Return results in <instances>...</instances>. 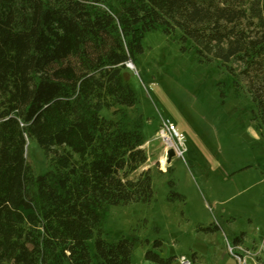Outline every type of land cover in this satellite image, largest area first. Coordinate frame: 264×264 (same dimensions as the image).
Returning <instances> with one entry per match:
<instances>
[{
  "label": "trees",
  "instance_id": "16d2710c",
  "mask_svg": "<svg viewBox=\"0 0 264 264\" xmlns=\"http://www.w3.org/2000/svg\"><path fill=\"white\" fill-rule=\"evenodd\" d=\"M117 1L0 0V264H132L134 242L107 240L102 221L109 205L154 196L150 169L132 177L148 155L127 112V63L147 31L239 75L264 127V0ZM31 138L43 174L26 158Z\"/></svg>",
  "mask_w": 264,
  "mask_h": 264
},
{
  "label": "rangeland",
  "instance_id": "374dc122",
  "mask_svg": "<svg viewBox=\"0 0 264 264\" xmlns=\"http://www.w3.org/2000/svg\"><path fill=\"white\" fill-rule=\"evenodd\" d=\"M142 46L127 66L137 95L127 112L129 122L141 123L148 160L132 177L150 169L154 196L105 207L104 237L132 240V264H158L149 251L175 257L173 264L181 255L193 264H264V127L252 92L220 62L183 50L178 34L152 29ZM165 120L183 135L185 150L171 146L166 168ZM26 158L36 174L50 168L35 138Z\"/></svg>",
  "mask_w": 264,
  "mask_h": 264
},
{
  "label": "built area",
  "instance_id": "2783aa9c",
  "mask_svg": "<svg viewBox=\"0 0 264 264\" xmlns=\"http://www.w3.org/2000/svg\"><path fill=\"white\" fill-rule=\"evenodd\" d=\"M164 126L166 127L168 132H163L161 138H163L164 143H165V158L168 155V150L171 148V146L175 145L179 148V154L183 155L184 154V138L183 135L177 131L175 127L172 126L171 122L169 120H165ZM178 264H193V260L186 255H181L178 258Z\"/></svg>",
  "mask_w": 264,
  "mask_h": 264
},
{
  "label": "water",
  "instance_id": "95a60500",
  "mask_svg": "<svg viewBox=\"0 0 264 264\" xmlns=\"http://www.w3.org/2000/svg\"><path fill=\"white\" fill-rule=\"evenodd\" d=\"M133 62L132 60H129L127 63V66L130 67V63ZM168 155H169V160L171 159V157L174 155V151L172 149L168 150Z\"/></svg>",
  "mask_w": 264,
  "mask_h": 264
},
{
  "label": "bare ground",
  "instance_id": "6f19581e",
  "mask_svg": "<svg viewBox=\"0 0 264 264\" xmlns=\"http://www.w3.org/2000/svg\"><path fill=\"white\" fill-rule=\"evenodd\" d=\"M133 67H134V64H133V62H131V63H130V68H133ZM165 161H166V158L163 160V162H164V163H163V167H164V168L167 167V164L165 163Z\"/></svg>",
  "mask_w": 264,
  "mask_h": 264
}]
</instances>
